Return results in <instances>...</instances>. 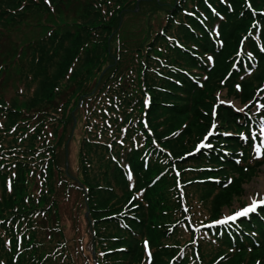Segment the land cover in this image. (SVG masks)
<instances>
[{
    "label": "trees",
    "instance_id": "obj_1",
    "mask_svg": "<svg viewBox=\"0 0 264 264\" xmlns=\"http://www.w3.org/2000/svg\"><path fill=\"white\" fill-rule=\"evenodd\" d=\"M220 82L264 84V0H0V264H264V207L219 219L264 114L218 108L239 133L195 149Z\"/></svg>",
    "mask_w": 264,
    "mask_h": 264
},
{
    "label": "rangeland",
    "instance_id": "obj_2",
    "mask_svg": "<svg viewBox=\"0 0 264 264\" xmlns=\"http://www.w3.org/2000/svg\"><path fill=\"white\" fill-rule=\"evenodd\" d=\"M149 18L146 16L135 15L126 18L124 23V37L129 40H136L141 38L145 33L147 28V22ZM159 18H151L149 19L150 25H157ZM21 32L13 35L11 42L15 44V46L23 45L25 40H31L37 37H40L44 31H37V29L32 26H26L20 30ZM142 35V36H141ZM16 80L13 79L11 75L6 76L3 79V83L11 86V89L15 87ZM236 93L231 92L226 86H224L220 82L219 87H215L211 92L213 93V101L209 105V121L206 126L200 124V122H196L193 120L191 124L196 128H205V130L200 134V138L195 143V149L199 148V146L203 143L205 145H209L212 139L219 137V134H224L226 138L229 136H233V133H239L235 131L232 126L228 123H223L221 119L218 117L217 109L222 107L226 109L232 110L237 116H244L248 110H251L252 114L263 113L264 114V84L261 83V86L254 90L253 95L247 99L243 100V97L247 90L243 87H234ZM264 120V118H263ZM241 125V124H240ZM264 125L261 126L256 125L253 126L252 129L248 132V134L256 140V143L253 147V151L260 155L261 151L264 148ZM212 135H209V133ZM242 133V132H241ZM247 133L242 134V141L247 139L245 135ZM207 148V147H204ZM203 149V148H200ZM199 149V150H200ZM77 145L76 143H72L69 148L70 153V163L73 168L76 167L77 164ZM249 179L242 183V195H234L230 202L226 204L225 207L222 208L219 219L225 220L229 216H233L235 213L245 209L246 207L251 206L253 201H256L258 205H260V201L264 200V163L256 167L255 172H248ZM233 177L238 178L239 175L233 173ZM261 207H264L262 205ZM243 217L237 218L234 222L239 221ZM230 222V223H234ZM66 236L71 240V244L74 248H78L82 244L83 237V227L80 225L79 232L75 233V228L72 224V221L69 219L67 228H66ZM82 258H79L78 263L81 264Z\"/></svg>",
    "mask_w": 264,
    "mask_h": 264
},
{
    "label": "snow or ice",
    "instance_id": "obj_3",
    "mask_svg": "<svg viewBox=\"0 0 264 264\" xmlns=\"http://www.w3.org/2000/svg\"><path fill=\"white\" fill-rule=\"evenodd\" d=\"M209 59H211V58H209ZM237 87H239V86H237ZM262 131H264V129H262ZM209 135H212V133L210 132ZM204 147H211V145L210 144L209 145H205V144L202 143L197 150L199 151L200 148H204ZM259 203H260V205H264V200H261ZM257 207H258L257 202L256 201H253V203L251 204V206L246 207L245 209H243V210L235 213L233 216L227 217L225 220L221 221L220 223L226 224L229 221H235L239 217H245L249 213L255 212L256 209H257Z\"/></svg>",
    "mask_w": 264,
    "mask_h": 264
}]
</instances>
